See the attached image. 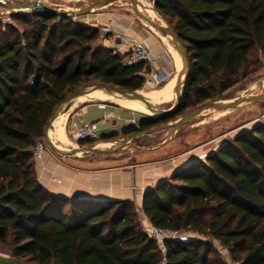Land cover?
Here are the masks:
<instances>
[{"label":"trees","instance_id":"1","mask_svg":"<svg viewBox=\"0 0 264 264\" xmlns=\"http://www.w3.org/2000/svg\"><path fill=\"white\" fill-rule=\"evenodd\" d=\"M155 8L184 43L191 71L173 114L144 117L126 135L217 100L264 52V0H157ZM57 17L0 20V249L27 264H225L202 239L165 241L163 251L132 201L60 197L39 183L34 149L56 106L88 84L139 91L148 72L103 45L96 27ZM142 209L158 228L212 237L239 264H264V126L173 173L144 194Z\"/></svg>","mask_w":264,"mask_h":264},{"label":"crops","instance_id":"2","mask_svg":"<svg viewBox=\"0 0 264 264\" xmlns=\"http://www.w3.org/2000/svg\"><path fill=\"white\" fill-rule=\"evenodd\" d=\"M40 1L64 10L70 7L60 6L62 2L74 1L75 8H79L77 1L80 0ZM78 21L91 26H110L113 33L119 34L121 38H116L111 34L108 39L100 37L101 43L115 49L125 57L131 46L130 40L136 39L144 42L158 57L156 69L160 72H166L167 66L173 61L169 44L163 39L162 34L147 26L130 10L122 8L119 4L110 3L106 5V8L79 17ZM173 77L174 75L168 80ZM79 98H83V96ZM123 106L130 107L128 105ZM143 118L144 116L139 112L128 113L103 100L88 101L83 98L78 102L75 100L69 110L60 116L51 128L50 136L57 146L66 148V144L70 143V137L72 138L74 131L82 124L93 123L96 125L98 136L93 138L95 140L108 137L111 134L116 136L123 134L129 126L138 128ZM59 120L66 140L59 138L54 132ZM126 136L128 138V136L134 135ZM150 138L151 134L139 138L140 142L141 140H145V142H141L138 146L145 148H136V154L132 155V159L138 157L135 161L124 157L122 154L114 153L60 156L48 147L41 156L34 158L37 180L55 196L89 201H132L136 205L139 215L143 216V221L147 226L151 223L142 209L144 194L167 180L176 171L196 162L194 158H187L189 150L176 153L174 157L172 155H151L156 152L154 149L162 148L165 145L152 146L149 143ZM119 141H122V138ZM109 144L102 142L86 145H95L98 148L113 146V144ZM161 248L164 251V247L161 246ZM163 261L164 259L162 264Z\"/></svg>","mask_w":264,"mask_h":264},{"label":"rangeland","instance_id":"3","mask_svg":"<svg viewBox=\"0 0 264 264\" xmlns=\"http://www.w3.org/2000/svg\"><path fill=\"white\" fill-rule=\"evenodd\" d=\"M9 2H18V3H27L31 0H7ZM94 0H80L77 1L79 7H83L87 4H90ZM49 4V3H48ZM62 7H70L68 9L75 8L74 1L69 2H62L60 6ZM121 5V4H119ZM127 4L121 5L122 8H126L125 6ZM103 8H106L103 7ZM130 8V7H129ZM130 12H132L140 21L147 24L144 20L139 18L134 10L128 9ZM31 11L25 10L24 12L20 13H29ZM142 13L151 16L153 19L158 20L157 16L145 9L142 8ZM150 13V14H149ZM12 14H14L13 11L8 10L6 8H3L0 6V20H5V18L10 17V20L8 22H14L13 24H17V22L11 18ZM7 20V19H6ZM5 20V21H6ZM147 26H150L147 24ZM150 28L156 30L153 26H150ZM158 31V30H157ZM162 36H166L162 32L158 31ZM167 42L168 44H172L170 38ZM173 49L176 51L174 45H171ZM172 47L170 48V51L172 50ZM172 54V53H171ZM174 55V53H173ZM173 61H171L170 65L167 66V72H168V79H170L174 74H176L177 69L175 66V59L172 58ZM260 60V63L257 64H251L247 66V68H244L239 73V81L236 83L232 88L224 92L223 94L219 95L217 100L223 101V100H229L233 98H239L244 97L247 95H254L258 94L261 91V82L264 79V52H261L260 50H257L252 55V61ZM176 70V71H175ZM166 80V81H167ZM163 85V84H162ZM162 85L157 87H146L142 88L139 95L145 96L148 91L157 90L162 87ZM143 93V94H142ZM264 94V87L263 92ZM87 96V97H85ZM83 96V98L87 99L88 101H105L109 103L110 105H113L114 107H119L121 110H124L126 112H139L144 117H151L153 118L155 116V113L150 110L149 108L141 105H135V104H128V106H123L118 103H115L108 98L111 96L109 92H107L105 89H100L95 92H92L88 95ZM83 98H78V100H82ZM173 102L168 104H159L161 108L167 109L169 108ZM256 125H262L264 126V100L256 101L247 105H244L239 108H230V109H223V110H213V109H207L203 111V113L191 121L183 124L180 126L174 133L173 137L171 135L174 132L173 127H169L163 130H159L157 132H154L151 134V138L149 139L151 145H157L160 143H163L165 140L170 138L169 141H167L165 146H162V148L158 147L157 149H154L156 152L153 154H158V156H171L174 157L176 153L189 150L190 152L187 155V158H194L195 161L202 160L204 162H207V156L215 153L218 151L219 148H221L222 145L225 143L231 141L236 135L251 130ZM110 140H101L102 138H97L94 140V144L98 143H110L113 145L119 144L127 139L126 133L125 134H118L117 136L114 134H111L108 136ZM129 137V136H128ZM122 138V141H119ZM147 138V137H146ZM116 141V142H114ZM147 141V140H146ZM141 142H145V140H141ZM141 142H134V144L139 145ZM81 145V143H79ZM109 144V145H110ZM168 144V145H166ZM67 147H73L77 146L78 144L72 140L70 137V143L66 144ZM101 148V147H99ZM136 147L129 146L123 150L117 151L114 154H122L126 158L132 159V155L136 154ZM159 150V151H158ZM79 155H84L83 153H78ZM77 154V155H78ZM121 155V156H122ZM136 157L135 159H137ZM184 159L186 157H183ZM135 159H132L135 161ZM183 159V160H184ZM136 207V205H135ZM137 220L140 222L142 228H144L145 221L143 216L139 215L137 209ZM191 238L194 239H202L209 243L210 250L208 251L210 254V257L219 259L222 263L225 264H239V262L235 261L231 255L229 254L228 250L223 247L217 240H215L212 237H203L200 235H197L195 233L186 232ZM205 247H202V250H204Z\"/></svg>","mask_w":264,"mask_h":264},{"label":"water","instance_id":"4","mask_svg":"<svg viewBox=\"0 0 264 264\" xmlns=\"http://www.w3.org/2000/svg\"><path fill=\"white\" fill-rule=\"evenodd\" d=\"M116 1H125V2L130 3L132 6V9L138 15L139 18L144 20L148 25L153 26L156 30L168 36L172 44L174 45L175 49L180 52L181 57H182V68L179 72L177 82L175 84V97H174L173 104L169 108L163 109L161 108L159 104L153 103L151 100H149L145 96L133 95V92L135 91L121 90V89H118L108 84L94 83V84H88L86 86H83L79 88L78 90H76L74 93L67 96L64 100H62L56 106V108L54 109L44 129L43 140L47 143L48 147L51 148V150H53L57 155L68 156V155H77L78 153L111 154V153H115L117 151L123 150L129 146H134L136 148H145V147H140L134 144V140H137L151 133H154V132H157L159 130H163L169 127L174 128V132L171 135V137H173L175 131L180 126L191 121L195 117L201 115L203 111L207 109L223 110V109H230V108H239V107H242L244 105H247V104H250L256 101L264 100V94L262 93L263 87H264V79H263L261 82V91L258 94L247 95L244 97L233 98V99L223 100V101L213 100V101L205 102L195 107L188 113L176 118L173 121L162 124L158 127H154L140 134L130 136L125 141L119 144L113 145L109 148H98L95 145H86V144L80 145L79 143H77L78 144L77 146L66 147V148H61L57 146L50 136V130L53 127L54 123L60 118L62 114H64L65 112L69 110V108L75 102V100H77L81 96L87 95L96 90L105 89L107 92H109L112 95H120V97H122L123 99H128V100L139 102L145 107L152 110L158 116H169L173 114L180 106V101L184 95L185 86H186V83H187V80L189 78L190 71H191L188 51L184 43L182 42L181 38L179 37L178 33L176 32L175 28L161 14H159L156 8L153 6H148L145 3H140L137 0H94L90 4H87L83 7L74 8V9H64V10L61 8H57L53 5H49L40 0H31L27 3H18V2H9L7 0H0L1 7L11 10L14 13L24 12L25 10H29L31 12H49V13L58 15L60 17L62 16H69V17L85 16L87 14L95 12L96 10H99L105 7L106 5L116 2ZM142 8H145L149 10L150 12L155 13L158 20H155L151 16H148L142 13ZM170 138L165 140L163 143L157 144L155 147L165 144L167 141L170 140ZM0 264H27V263L22 261L18 257L0 249Z\"/></svg>","mask_w":264,"mask_h":264},{"label":"built area","instance_id":"5","mask_svg":"<svg viewBox=\"0 0 264 264\" xmlns=\"http://www.w3.org/2000/svg\"><path fill=\"white\" fill-rule=\"evenodd\" d=\"M140 3H145L148 6L155 7L157 0H137ZM115 4H127V9H131V4L125 1H116ZM130 7V8H129ZM58 20L60 16L57 17ZM79 17H72L74 21H78ZM7 19V20H6ZM6 21L10 20V17L5 18ZM98 29L100 37L108 39L111 34L116 38H121L117 33H113L110 26H94ZM130 48L126 54L125 61L128 65L142 64L145 69L148 70L145 77L143 88L146 87H157L164 84L168 78V72H160L156 69L158 63V57L155 56L149 46L142 41L136 39L130 40ZM98 136V129L93 123L82 124L72 134V140L76 143L79 141L93 139ZM48 148L47 143L42 139L37 142L34 149V155L36 157L41 156L42 152ZM143 230L152 238H154L160 246L164 247L165 241H190L192 238L185 231H174L169 229L158 228L152 224L144 226ZM163 264H168L167 260L164 259Z\"/></svg>","mask_w":264,"mask_h":264},{"label":"bare ground","instance_id":"6","mask_svg":"<svg viewBox=\"0 0 264 264\" xmlns=\"http://www.w3.org/2000/svg\"><path fill=\"white\" fill-rule=\"evenodd\" d=\"M151 13H152V15L155 14L153 12H151ZM163 39L166 40V42H169L168 41L169 40L168 36H163ZM171 45L169 44L170 48L172 47ZM172 50L173 51H171V53H172L173 58L175 59V66H176V69H177L176 74H174V77L171 80L166 81L162 85L161 88H159L157 90H152V91L145 92L146 93L145 97H147L149 100H151L155 104H168V103H171V102L174 101L175 84L177 82V78H178L179 72H180V70L182 68V57H181V54H180V52L178 50L175 51L173 49V47H172ZM173 53H174V55H173ZM141 91H135V92H133V95H139V93ZM108 99L113 101V102H115V103L121 104V105H128V104L131 103V104H135V105L144 106V105H142L139 102L128 100V99H123L122 97H120V95H112L111 94V96ZM54 132L57 134V136H59V138H63V139L66 140L65 133L63 132V127H62V124H61L60 120L57 122V125L54 128Z\"/></svg>","mask_w":264,"mask_h":264},{"label":"flooded vegetation","instance_id":"7","mask_svg":"<svg viewBox=\"0 0 264 264\" xmlns=\"http://www.w3.org/2000/svg\"><path fill=\"white\" fill-rule=\"evenodd\" d=\"M170 121H173V120H169L168 122H170ZM167 122V123H168ZM132 128H136L135 126H129V127H127L125 130H124V132H123V134H125L127 131H129L130 129H132ZM152 134V133H151ZM135 135V134H134ZM140 142V140L138 139V140H134V142Z\"/></svg>","mask_w":264,"mask_h":264}]
</instances>
